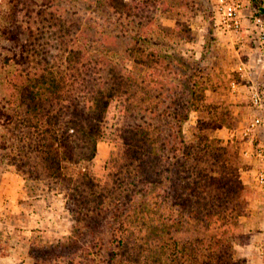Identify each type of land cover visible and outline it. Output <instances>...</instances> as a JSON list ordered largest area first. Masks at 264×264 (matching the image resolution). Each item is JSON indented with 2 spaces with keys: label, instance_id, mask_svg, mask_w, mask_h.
Instances as JSON below:
<instances>
[{
  "label": "trees",
  "instance_id": "1",
  "mask_svg": "<svg viewBox=\"0 0 264 264\" xmlns=\"http://www.w3.org/2000/svg\"><path fill=\"white\" fill-rule=\"evenodd\" d=\"M15 1L24 21L5 33L18 52L5 59L13 70L0 82V167L62 186L85 215L109 209L100 264H246L233 247L246 214L238 150L202 125L190 138L183 135V123L205 98L198 95V72L187 74L183 87L169 81L176 71L171 57L129 31L147 25L143 12L159 1L104 0L128 23L105 40L117 46L129 39L126 54L151 69L143 79L77 46L74 13L59 12L55 0ZM249 2L264 11L262 0ZM115 101L122 123L103 181L70 172L95 160ZM228 116L219 127L230 125Z\"/></svg>",
  "mask_w": 264,
  "mask_h": 264
},
{
  "label": "rangeland",
  "instance_id": "2",
  "mask_svg": "<svg viewBox=\"0 0 264 264\" xmlns=\"http://www.w3.org/2000/svg\"><path fill=\"white\" fill-rule=\"evenodd\" d=\"M156 1L158 7L143 12L150 20L147 25L140 31L131 26L129 31L132 35L140 33L151 49L171 57L176 71L169 81L183 87L189 80L187 74L198 72L194 78L199 83L198 95L203 93L205 98L199 110L191 111L183 123V135L190 138L202 125L209 135L238 150L243 167L240 177L246 188V214L240 218L233 247L246 264H264V181H260L264 177V13L247 4V0H224L239 4L238 14L244 20L238 32H228L219 24L218 0ZM104 2L55 0L54 6L61 13H74L73 19L80 27L74 35L77 46L108 56L139 79L149 77L151 69L136 65L126 54L129 39L121 40L117 46L105 40V36L118 34L120 25L127 27L128 23L117 19ZM18 9L15 0H0V82L13 70L4 66L5 59L18 52V46L5 35L14 27V21H24ZM240 63L247 66L246 84L253 83L261 93L260 109L251 107L248 88L231 87L232 82L242 80L237 72ZM226 114L230 125L219 127L220 118ZM121 118L115 101L95 160L71 167L70 172L88 171L103 181L107 162L116 151L115 129L122 123ZM255 118L260 119V124L244 136ZM259 147L261 155L255 153ZM45 183L26 181L13 170L0 167V264H100L99 252L104 253L110 236L111 211L85 215L73 206L62 186L51 188Z\"/></svg>",
  "mask_w": 264,
  "mask_h": 264
},
{
  "label": "built area",
  "instance_id": "3",
  "mask_svg": "<svg viewBox=\"0 0 264 264\" xmlns=\"http://www.w3.org/2000/svg\"><path fill=\"white\" fill-rule=\"evenodd\" d=\"M241 6L239 4H234V3H227L224 0H218V10H217V14H218V20H219V24L220 26L226 30V31H230V32H238L241 29V20H240V16H239V12H240V8ZM259 22V20L257 21ZM237 72L240 76V79H242L240 82H232L231 87L232 89H236L238 87H240V85H243L244 87L248 88V94H249V103L251 105V107L255 110L260 109L262 107V98H261V93L259 91V89L255 88L253 86V83H250V85L248 86V84H246L248 82V80L245 78H247V76H249L248 70H247V66L245 63H240L237 67ZM245 81V83L243 82ZM243 83V84H242ZM260 124V119L259 118H255L250 126L245 129L243 135L244 136H248L249 133H251V131ZM261 147L257 148L255 150V153L257 155H261ZM247 154V152H246ZM260 181L263 182L264 181V177L261 176L260 177Z\"/></svg>",
  "mask_w": 264,
  "mask_h": 264
},
{
  "label": "crops",
  "instance_id": "4",
  "mask_svg": "<svg viewBox=\"0 0 264 264\" xmlns=\"http://www.w3.org/2000/svg\"><path fill=\"white\" fill-rule=\"evenodd\" d=\"M246 3L249 4V5H251L250 2H249V0H247ZM263 4H264V3H263ZM263 4H262V6H261V7H262L261 9L264 10V5H263ZM253 7H255V6H253ZM255 8H257V7H255ZM257 10H258V8H257ZM260 12L264 13V11H260ZM241 23H244V20H243V19L241 20Z\"/></svg>",
  "mask_w": 264,
  "mask_h": 264
}]
</instances>
